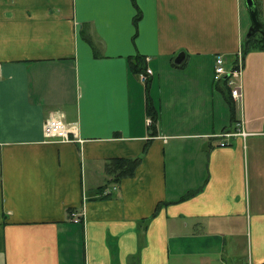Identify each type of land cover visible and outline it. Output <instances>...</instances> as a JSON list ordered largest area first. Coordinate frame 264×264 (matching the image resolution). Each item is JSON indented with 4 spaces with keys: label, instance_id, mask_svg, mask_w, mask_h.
Returning <instances> with one entry per match:
<instances>
[{
    "label": "crops",
    "instance_id": "0c3cea01",
    "mask_svg": "<svg viewBox=\"0 0 264 264\" xmlns=\"http://www.w3.org/2000/svg\"><path fill=\"white\" fill-rule=\"evenodd\" d=\"M250 21L246 0H0V264H263ZM239 52L233 112L214 64ZM56 114L76 139L45 136ZM138 157L132 175L109 171Z\"/></svg>",
    "mask_w": 264,
    "mask_h": 264
},
{
    "label": "built area",
    "instance_id": "2783aa9c",
    "mask_svg": "<svg viewBox=\"0 0 264 264\" xmlns=\"http://www.w3.org/2000/svg\"><path fill=\"white\" fill-rule=\"evenodd\" d=\"M150 58H148L149 60ZM243 55L239 52L235 62L233 64L228 62V58L225 54L219 53L215 56L214 64V82L220 83L225 82L230 89L231 96L234 100L242 99L241 91V75L243 70ZM154 73L153 69L150 66H147L146 69L139 73V78L143 82H147L148 78ZM149 124H151L152 118L147 119ZM44 134L49 139L57 140H74L76 137L71 136V128L68 123L65 121L64 117L60 114L51 115L46 119L43 125ZM241 133H245L243 130H240ZM236 134L234 132H226L224 136H230ZM224 144V143H223ZM77 212H72V218L75 222L81 220L80 216H77ZM264 264V263H263Z\"/></svg>",
    "mask_w": 264,
    "mask_h": 264
},
{
    "label": "trees",
    "instance_id": "16d2710c",
    "mask_svg": "<svg viewBox=\"0 0 264 264\" xmlns=\"http://www.w3.org/2000/svg\"><path fill=\"white\" fill-rule=\"evenodd\" d=\"M140 14L138 13L136 16V19H139ZM244 46L247 48H255V47H260L264 48V36L257 33L253 36L246 37V40L244 42ZM145 58L141 56H137L135 58V63L133 64V67H135L138 70V73L144 71L146 69V65L144 64ZM228 102L230 104L231 110L234 112L235 111V101L231 96V92L229 89V98ZM151 118H152V123L154 125V122L156 121V114L155 111L151 109ZM141 158H132V159H127V158H118L115 159L111 162L109 168V171L113 173L116 178L121 177L122 175H132L134 173V170L136 166L140 163ZM116 170H120L119 172H116ZM115 172V173H114Z\"/></svg>",
    "mask_w": 264,
    "mask_h": 264
},
{
    "label": "water",
    "instance_id": "95a60500",
    "mask_svg": "<svg viewBox=\"0 0 264 264\" xmlns=\"http://www.w3.org/2000/svg\"><path fill=\"white\" fill-rule=\"evenodd\" d=\"M246 6L250 15L251 25L246 37L253 36L257 33L264 36V24L260 19L258 6L255 0H246ZM180 61V60H179Z\"/></svg>",
    "mask_w": 264,
    "mask_h": 264
},
{
    "label": "rangeland",
    "instance_id": "374dc122",
    "mask_svg": "<svg viewBox=\"0 0 264 264\" xmlns=\"http://www.w3.org/2000/svg\"><path fill=\"white\" fill-rule=\"evenodd\" d=\"M251 20V19H250ZM251 22V21H250Z\"/></svg>",
    "mask_w": 264,
    "mask_h": 264
}]
</instances>
